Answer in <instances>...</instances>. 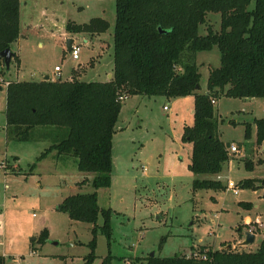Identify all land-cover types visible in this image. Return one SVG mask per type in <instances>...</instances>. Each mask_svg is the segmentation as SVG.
<instances>
[{
    "label": "rangeland",
    "instance_id": "1",
    "mask_svg": "<svg viewBox=\"0 0 264 264\" xmlns=\"http://www.w3.org/2000/svg\"><path fill=\"white\" fill-rule=\"evenodd\" d=\"M26 1L36 8L21 20L26 35L12 44L22 57L21 66L15 59L9 69L4 60L0 64V254L5 264H85L93 250V224L71 219L58 205L68 195L95 190L101 209H110L111 235L97 233L91 264H101L108 254L113 264H147L152 252L161 257L191 256L203 246L215 250L230 244L235 250H256L264 237V218L261 225L256 222L257 215H264V145L257 142L254 120L264 117V98H216L220 137L237 144L241 153L234 154L220 174H195L189 169L192 144L183 139L184 126L194 123V95L127 97L113 137L111 185L95 189L94 173L80 171L74 157L52 151L40 158L52 138L39 130L28 140L9 135L6 82L40 80L46 74L55 79L56 65L66 78L80 63L82 80H108L114 66L115 0ZM93 17L107 19L109 28L93 37L71 33L80 50V58L74 60L62 36L63 19L84 23ZM220 19V13L209 12L199 32L219 30ZM83 36L91 41L87 44ZM196 61L201 73L198 92L206 93L210 71L221 64L218 46L199 51ZM248 122L252 134L247 138ZM197 177L220 179L226 186L231 181L239 193L228 187L193 190ZM247 178L259 187H241L240 180ZM242 200L253 201L251 212ZM246 214L254 218L250 224ZM103 220L100 212L97 223ZM45 228L49 235L42 244L37 238ZM250 230L256 234L255 242L238 243Z\"/></svg>",
    "mask_w": 264,
    "mask_h": 264
},
{
    "label": "trees",
    "instance_id": "2",
    "mask_svg": "<svg viewBox=\"0 0 264 264\" xmlns=\"http://www.w3.org/2000/svg\"><path fill=\"white\" fill-rule=\"evenodd\" d=\"M115 3L112 77L106 81L78 78L10 81L5 111L9 135L28 140L39 130L53 139L40 158L52 151L58 156L74 157L80 171L94 173L91 182L95 189L109 187L113 137L123 104L120 96L194 95V123L183 129V139L192 144L189 169L195 174H219L234 155L229 153L231 143L223 141L219 134L216 98L221 95L264 98V0H115ZM20 6V0H0V53L19 38ZM209 12L220 13V29L209 27L206 34H201L199 27L206 22ZM108 28L109 21L102 17L84 23L69 20L66 24L70 33L93 35ZM214 46L220 50L221 64L209 73L208 92L200 93L201 73L196 55ZM13 59L19 64L16 53ZM254 121L257 142L262 145L264 117ZM251 129L248 122L247 138L251 137ZM192 185L193 190L227 188L214 178L197 177ZM239 185L258 184L247 178L240 180ZM240 203L252 205L248 201ZM58 209L73 220L93 224L94 237L90 243L93 250L85 262L91 264L95 259L97 233L111 235L110 209H101L96 190L68 195ZM100 212L104 216L101 225L97 223ZM48 235L45 228L37 241L44 244ZM0 264H5L2 254ZM101 264H113L112 255L105 256ZM147 264H264V237L256 250H213L203 246L191 256L148 255Z\"/></svg>",
    "mask_w": 264,
    "mask_h": 264
},
{
    "label": "crops",
    "instance_id": "3",
    "mask_svg": "<svg viewBox=\"0 0 264 264\" xmlns=\"http://www.w3.org/2000/svg\"><path fill=\"white\" fill-rule=\"evenodd\" d=\"M20 2H21V6H20V35H19V38H18V40L17 41H20V39H21V36H25L26 34L25 33H23L22 31H21V20L23 19V18H27L28 17V15L30 14H28V12H30L31 11V9H35L36 8V4H33V5H29V3H28V1H24L23 2V0H20ZM27 15V16H26ZM25 16V17H24ZM69 20H71V19H63V24H62V26H61V31H62V36H64L66 39H65V43H66V45H67V41H68V39L69 38H74V36L70 33V32H68L67 30H66V24H67V22L69 21ZM51 21H52V17H51ZM25 23H27V22H25ZM54 24H55V22H54ZM26 25H29L28 23L26 24ZM54 32H50V36H54ZM98 34H101V33H98ZM95 34H93V35H91L90 34V37H93ZM83 38L85 39L86 37L85 36H83ZM75 40L73 39V42H74ZM87 44L91 41V38H86V40H84ZM68 48V47H67ZM102 48H103V44H102ZM11 49H12V47H11ZM13 50V49H12ZM68 51L70 52V50H69V48H68ZM14 53H16L17 54V56L19 57V60H20V62H19V65L21 66V63H22V57H21V55L18 53V52H16V51H13ZM92 61V62H91ZM90 62H91V64L92 65H94L95 64V61H94V59H91L90 60ZM86 65V64H85ZM56 66H58V65H56ZM55 66V67H56ZM83 67L84 65L83 64H79L78 66H75V67H73L72 68V70H71V75H69V76H67L66 78H63V68H61V70L59 71V72H57V71H55L54 73L55 74H57L56 76V78L55 79H52L51 77H50V75L49 74H46L45 76H44V78H42V79H40V80H33V81H41V80H44V79H46V77L47 76H49V78L50 79H52V80H56V79H59V78H61V79H63V80H71V79H73V78H78V79H80V80H82L81 79V72H79L78 71V69L80 68V67ZM87 71H84L83 73L85 74ZM112 75H113V71L108 75V77H109V79L112 77ZM108 79V80H109ZM18 81H23V80H18ZM91 81H93V80H91ZM2 85H0V87H1ZM7 88V87H6ZM264 145V144H263ZM264 148V147H263ZM221 173V172H220ZM219 173V174H220ZM242 180V179H241ZM263 190H264V188H263ZM239 193V192H238ZM242 201H248V202H251V207H246V208H248V211L249 212H251L250 210H252L251 208H252V206H253V201L252 200H242ZM245 206V205H244ZM258 206V205H257ZM256 206V207H257ZM257 217V219L258 220H261V219H263L264 218V215H257L256 216ZM251 221H254V218H253V216L251 215V214H246V217H245V222H246V224H248L249 222H251ZM255 239H256V234H255ZM238 243H240V240L238 241ZM3 255V254H2Z\"/></svg>",
    "mask_w": 264,
    "mask_h": 264
},
{
    "label": "built area",
    "instance_id": "4",
    "mask_svg": "<svg viewBox=\"0 0 264 264\" xmlns=\"http://www.w3.org/2000/svg\"><path fill=\"white\" fill-rule=\"evenodd\" d=\"M70 55L72 56V58L74 60H78L80 58L79 57L80 56L79 44H77L75 41L72 43ZM2 62H3V58L0 56V64H2ZM60 70H61V68L59 66L55 67V71L59 72ZM0 79L3 80L2 77H0ZM8 84H9V82H6V85H8ZM127 97H128V95L124 93L120 96V99L125 100ZM164 108H167V107L165 106ZM229 153L232 155H234L236 153H241V149L237 144L231 143V145L229 146ZM231 186H233V187H231ZM227 187H228V189L232 188L234 193L238 194L239 190L237 188V184L232 185L231 181H229ZM256 222L259 223L260 225L262 224V222L260 220H256ZM248 224H250V222ZM250 231L253 232V230H250ZM0 242H1V238H0Z\"/></svg>",
    "mask_w": 264,
    "mask_h": 264
},
{
    "label": "water",
    "instance_id": "5",
    "mask_svg": "<svg viewBox=\"0 0 264 264\" xmlns=\"http://www.w3.org/2000/svg\"><path fill=\"white\" fill-rule=\"evenodd\" d=\"M160 31L163 32L162 29H160ZM72 43H73V39L69 38L67 41V46H68L69 50H71ZM13 54H14V52L11 48H6L5 50L1 51V53H0V56L3 58L7 69L10 68V64H11V61L13 58ZM46 79H49V76H47ZM253 242H255V233L247 231V232H245V239L240 243L242 245H249V244H252ZM231 247L232 246L230 244L228 248H231ZM154 255H155L154 252H152L151 256H154Z\"/></svg>",
    "mask_w": 264,
    "mask_h": 264
}]
</instances>
